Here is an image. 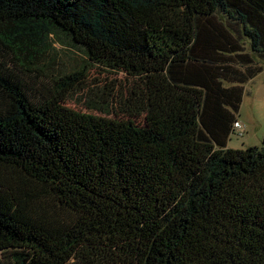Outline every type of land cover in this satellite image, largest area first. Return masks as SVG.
Wrapping results in <instances>:
<instances>
[{
	"label": "trees",
	"instance_id": "1",
	"mask_svg": "<svg viewBox=\"0 0 264 264\" xmlns=\"http://www.w3.org/2000/svg\"><path fill=\"white\" fill-rule=\"evenodd\" d=\"M258 60L264 0H0V264H264V137L227 147ZM94 67L141 124L64 104Z\"/></svg>",
	"mask_w": 264,
	"mask_h": 264
},
{
	"label": "rangeland",
	"instance_id": "2",
	"mask_svg": "<svg viewBox=\"0 0 264 264\" xmlns=\"http://www.w3.org/2000/svg\"><path fill=\"white\" fill-rule=\"evenodd\" d=\"M54 50H49L46 63L53 60V70H72L87 64L84 51L66 41L54 43ZM262 70L244 85L245 91L238 113V121L242 128L239 133L230 134L227 147L233 149L259 146L264 137V60H258ZM86 86L83 90L70 93L64 104L72 109L100 116L119 119H130L138 124L145 115V90L136 77L111 70L105 72L99 67L91 68L87 73ZM37 95L46 94L52 89L47 78L28 80ZM50 89V90H51ZM43 97V96H42ZM102 101V102H101Z\"/></svg>",
	"mask_w": 264,
	"mask_h": 264
},
{
	"label": "built area",
	"instance_id": "3",
	"mask_svg": "<svg viewBox=\"0 0 264 264\" xmlns=\"http://www.w3.org/2000/svg\"><path fill=\"white\" fill-rule=\"evenodd\" d=\"M234 127L236 128V129H241L242 128V126H241V124L239 123V122H235L234 123Z\"/></svg>",
	"mask_w": 264,
	"mask_h": 264
},
{
	"label": "clouds",
	"instance_id": "4",
	"mask_svg": "<svg viewBox=\"0 0 264 264\" xmlns=\"http://www.w3.org/2000/svg\"><path fill=\"white\" fill-rule=\"evenodd\" d=\"M238 122H239V121H238ZM239 123H240V122H239ZM241 126H242V125H241ZM240 130H241V129H239V130H238V129H236V131H237V132H240Z\"/></svg>",
	"mask_w": 264,
	"mask_h": 264
},
{
	"label": "crops",
	"instance_id": "5",
	"mask_svg": "<svg viewBox=\"0 0 264 264\" xmlns=\"http://www.w3.org/2000/svg\"><path fill=\"white\" fill-rule=\"evenodd\" d=\"M240 122V121H239ZM241 123V122H240ZM242 124V123H241Z\"/></svg>",
	"mask_w": 264,
	"mask_h": 264
}]
</instances>
